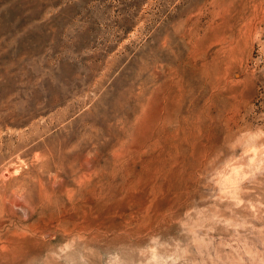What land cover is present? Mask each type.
Instances as JSON below:
<instances>
[{
  "label": "rangeland",
  "instance_id": "rangeland-1",
  "mask_svg": "<svg viewBox=\"0 0 264 264\" xmlns=\"http://www.w3.org/2000/svg\"><path fill=\"white\" fill-rule=\"evenodd\" d=\"M0 264H264V0H0Z\"/></svg>",
  "mask_w": 264,
  "mask_h": 264
}]
</instances>
